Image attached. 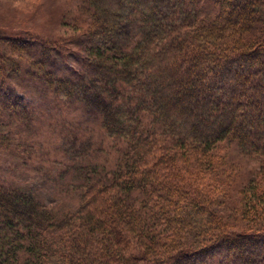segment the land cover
Listing matches in <instances>:
<instances>
[{
    "label": "trees",
    "instance_id": "16d2710c",
    "mask_svg": "<svg viewBox=\"0 0 264 264\" xmlns=\"http://www.w3.org/2000/svg\"><path fill=\"white\" fill-rule=\"evenodd\" d=\"M81 1L90 24L69 41L84 48L72 75L56 68L77 60L67 41L0 31V141L29 120L11 87L24 69L42 99L78 104L121 147L111 166H76L74 211L0 183V264H264V224L225 229L186 178L226 143L264 158V0ZM258 180L243 205L255 221Z\"/></svg>",
    "mask_w": 264,
    "mask_h": 264
},
{
    "label": "rangeland",
    "instance_id": "374dc122",
    "mask_svg": "<svg viewBox=\"0 0 264 264\" xmlns=\"http://www.w3.org/2000/svg\"><path fill=\"white\" fill-rule=\"evenodd\" d=\"M89 24L81 0H0V31L35 33L67 41L79 60L55 57L56 68L65 71L66 76L81 69L84 57L83 46L75 48L69 41H80ZM37 75L41 77L39 72ZM20 76L24 85L13 83L11 87H16L20 100L28 104L29 120L9 122L2 128L3 132L12 133L6 137L10 145L0 141V183L32 188L52 209L74 211L81 203L80 181L74 175L76 166L89 161L111 166L121 146L114 147L95 119L86 117L78 104H51L52 97L42 99L43 94L29 85L35 82L34 75L23 69ZM5 122L6 117L1 116L0 125ZM83 139L92 142L91 151L84 149ZM263 163L264 158L243 152L230 142L215 150L211 165L214 169L193 167L196 163L191 162L186 178L205 191L208 204L222 216L225 229L256 228L264 220L245 216L243 205L253 192L255 176L259 177L257 183L264 186Z\"/></svg>",
    "mask_w": 264,
    "mask_h": 264
}]
</instances>
